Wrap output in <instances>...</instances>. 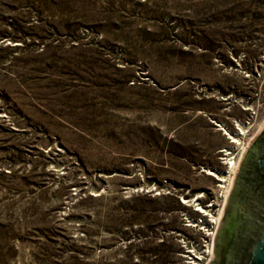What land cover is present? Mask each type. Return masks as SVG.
I'll list each match as a JSON object with an SVG mask.
<instances>
[{"label": "rangeland", "instance_id": "obj_1", "mask_svg": "<svg viewBox=\"0 0 264 264\" xmlns=\"http://www.w3.org/2000/svg\"><path fill=\"white\" fill-rule=\"evenodd\" d=\"M263 126L264 0H0V264H209Z\"/></svg>", "mask_w": 264, "mask_h": 264}, {"label": "flooded vegetation", "instance_id": "obj_2", "mask_svg": "<svg viewBox=\"0 0 264 264\" xmlns=\"http://www.w3.org/2000/svg\"><path fill=\"white\" fill-rule=\"evenodd\" d=\"M264 148V126L256 138L242 152L238 166L225 197L222 219L216 235V247L226 244L235 246V238L245 230V217L254 205L255 194L260 189V179L256 170V159ZM213 258V257H212ZM227 257H225L224 264ZM209 264H214L211 259Z\"/></svg>", "mask_w": 264, "mask_h": 264}, {"label": "water", "instance_id": "obj_3", "mask_svg": "<svg viewBox=\"0 0 264 264\" xmlns=\"http://www.w3.org/2000/svg\"><path fill=\"white\" fill-rule=\"evenodd\" d=\"M256 170L260 189L255 194L253 208L245 217V230L236 236L235 246L231 248L226 244L217 248L214 239V264H224L225 257V264H264V148L258 153Z\"/></svg>", "mask_w": 264, "mask_h": 264}, {"label": "bare ground", "instance_id": "obj_4", "mask_svg": "<svg viewBox=\"0 0 264 264\" xmlns=\"http://www.w3.org/2000/svg\"><path fill=\"white\" fill-rule=\"evenodd\" d=\"M228 166H229V168H231L232 170H235L236 171V168H237V166H238V163H236L235 161H233V160H229V162H228ZM210 174H212V172H210ZM222 215H223V209L221 210V212H220V214H219V217H218V223L217 224H220L219 222L221 221V219H222ZM208 251H210V250H208ZM207 253V252H206Z\"/></svg>", "mask_w": 264, "mask_h": 264}, {"label": "built area", "instance_id": "obj_5", "mask_svg": "<svg viewBox=\"0 0 264 264\" xmlns=\"http://www.w3.org/2000/svg\"><path fill=\"white\" fill-rule=\"evenodd\" d=\"M222 209H224V205H223V208H222ZM219 223H220V222H219ZM216 226H217V228H218L219 224L216 223ZM210 236H213V233H211ZM213 238H214V236H213ZM213 238H212V239H213ZM212 241H213V240H212ZM208 250H209V249H208ZM209 254H210V251H208L205 255L208 256V257H210ZM198 260H199V259H198ZM199 261H200V260H199Z\"/></svg>", "mask_w": 264, "mask_h": 264}]
</instances>
